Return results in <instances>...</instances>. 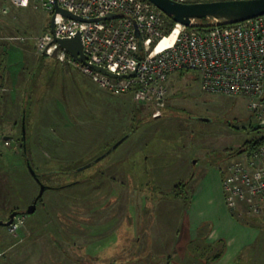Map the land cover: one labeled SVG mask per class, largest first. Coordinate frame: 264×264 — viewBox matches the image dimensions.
<instances>
[{"label": "rangeland", "instance_id": "374dc122", "mask_svg": "<svg viewBox=\"0 0 264 264\" xmlns=\"http://www.w3.org/2000/svg\"><path fill=\"white\" fill-rule=\"evenodd\" d=\"M4 4L8 5V9L5 13L0 12V68L13 64L15 68L26 71L33 69L30 72L31 80L25 84L29 93L28 100L24 101L27 106L26 115L25 118L24 115L21 116L16 127L20 136L24 135L26 129V135L29 137L33 120L39 115L37 106L41 104L38 101L43 92L41 85L54 74V60L39 52L38 46L39 39L49 29L51 13L46 9L34 7L31 0H23L18 6L0 1V8ZM209 23L212 22L204 21V24ZM167 26L168 22L166 28ZM37 58H42L43 62L38 63ZM77 75L85 80V89L93 87L87 77L78 72ZM92 89L95 93H100V89ZM120 94L137 101L134 103L132 100V125L127 128V134L129 132L133 134V138L138 137V141L143 140L142 146L140 143L138 145L139 150L130 157L133 161V171L117 173L108 167L126 145V142L115 145L119 139L108 143L106 147H94L68 165H53L52 171L42 172L38 170V165L30 162L40 182L47 186L41 196L43 201H77L81 196V184L75 186V181L94 174L97 175L96 182L101 184L98 192L101 198L109 194L110 187L107 184L113 186L116 200L110 204L100 202L104 208H101L102 218L100 229L97 231L99 242L95 245L101 249L100 255L82 261L75 253V244L66 241V236H60L59 228L58 233L52 230L56 224L63 230L72 227L71 220L67 222L59 218L60 221L53 219L46 229L36 235L24 232L25 222L15 236L8 232L6 225H0V264L215 262L213 257L223 250V244L219 241L211 244H206L203 240L187 243L182 249V260H179L171 244L172 223L187 206L191 191L207 170L215 167L225 174L231 162L244 156L243 152H239L244 141L264 133V124L257 123L254 119L245 97H229L203 91L195 70H179L168 76L161 105H156L149 98H133L129 92ZM79 99L88 114L98 116L104 125L109 123L105 118V110L102 109V113L97 112L96 108H90L88 103H84L86 98L83 91ZM8 106L6 103H0V219L3 220L7 219L11 211L19 210L31 202L25 201L29 192L34 197L39 191V184L27 168L31 157H27L23 152H13L12 148L19 139L15 141V131L3 130L7 125L5 123L11 120ZM69 110V114L73 112L72 108ZM79 128L89 132L82 123ZM6 134L13 135L9 147L3 146V136ZM115 146L118 147L117 151H113ZM178 183L184 184L180 186ZM61 185L63 187H59ZM175 185L177 190L174 189ZM145 197H152L148 204L144 203ZM245 217L253 220L251 215L240 219H246ZM256 220V224L261 225L258 237L226 264H264V219L257 217ZM27 223L28 226L29 222ZM117 234H120L119 239ZM136 235L139 236L135 241ZM117 239L119 243L114 245V240ZM158 239L163 245L158 244ZM117 247H120V250H114Z\"/></svg>", "mask_w": 264, "mask_h": 264}, {"label": "built area", "instance_id": "2783aa9c", "mask_svg": "<svg viewBox=\"0 0 264 264\" xmlns=\"http://www.w3.org/2000/svg\"><path fill=\"white\" fill-rule=\"evenodd\" d=\"M0 1L18 6L23 0ZM31 2L50 13L58 6L79 17L55 12L53 31L48 29L39 39V52L73 64L98 87L113 94L129 92L133 98H149L161 105L168 76L179 70H195L203 91L245 97L254 119L264 124V14L223 25L201 26L192 20L188 26L180 24L170 41L163 40L166 15L148 0ZM7 9L4 4L0 12ZM109 14L114 16L107 17ZM76 35L84 61L54 41ZM92 64L117 76L106 75ZM221 192L235 217L264 219V143L228 165L221 176ZM25 216L17 213L6 225L11 235L17 234Z\"/></svg>", "mask_w": 264, "mask_h": 264}, {"label": "crops", "instance_id": "0c3cea01", "mask_svg": "<svg viewBox=\"0 0 264 264\" xmlns=\"http://www.w3.org/2000/svg\"><path fill=\"white\" fill-rule=\"evenodd\" d=\"M45 56L54 60V74H51L44 81V85H41L43 92L38 100L41 104L37 106L39 115L37 114V119L33 120L34 123L29 137L26 135V129H24V135L21 134L20 136L16 127L18 121L21 120V116L24 115L25 118L26 115L27 106L24 101H27L29 97L26 85L31 80L30 72L33 69L26 71L15 68L13 64L0 68V103L9 105L8 112L11 116V120L5 123L7 125L3 130L15 131L16 134H13L15 141L20 140L16 141L17 144L12 148L13 152H23L27 157H31L32 160L28 161L29 164L34 162L35 165H38V170L46 172L52 171L51 166L53 165H68L76 161L96 146L106 147L108 143L121 139L116 145H121L123 142H126V145L116 158H113L112 164L108 167L111 171L117 173L133 171V161L130 157L135 151L139 150V143H143V140L138 141V137L133 138V134L129 132L127 134V128L132 125L133 99L130 100L125 94L116 95L98 87L88 75L65 60L56 59L49 55ZM42 58H37V62H43ZM77 72L87 77L93 87L100 89V93H95L93 87L85 89V80L77 75ZM82 91L86 98L84 103H88L90 108H96L97 112H101L102 109L105 110V115L107 114L105 118L108 120V124L105 123L106 125H104L98 116H91L83 109L80 104L83 102L79 99ZM134 103H137V101H134ZM70 108L73 109V112L69 114L68 110ZM96 114L98 115V113ZM78 123H82L89 132L79 128ZM11 135L6 134L3 136V146H10L9 142L13 137ZM5 140H8L7 143L4 142ZM117 150L118 147L115 146L113 151ZM0 155H2L1 152ZM219 173L218 168L215 167L207 170L201 179L196 182L187 206L183 208L178 219L172 223L171 244L174 248L173 252L177 253L179 260H182V249L187 243L195 240H203L206 244L219 241L223 244V250L213 264H226L260 234L261 225L256 224L255 217H253V220L248 219L251 222L247 224V219H238L228 211L222 197L221 174ZM97 180L96 174L77 179L74 185L81 184L79 191L81 196L74 202L69 200L59 202L54 199L43 201L41 196L47 188L44 184L46 187L39 199L36 200L33 212L25 214L24 232L36 235L46 229V226L53 219L55 221H60L59 218L63 221L71 220V228L63 230L62 227L56 224L52 230L58 233L57 229L59 228L60 236H66V241L75 244L77 249L75 253L82 258V261L85 258L99 256L101 249L96 248L95 245L99 242L97 231L100 229L99 223L102 218L101 208H104L101 203L107 202L110 204L114 202L116 191H113V186L108 183L107 186L110 187L109 194L101 198L98 193L101 184L97 183ZM59 187H63V185ZM144 194L146 195V193ZM35 196L33 197L32 193L29 192L25 201L32 202ZM145 198L144 203L148 204L149 199L152 197ZM25 208L26 205H23L16 211L23 212ZM144 208L147 207L144 206ZM27 221L29 222L28 226ZM136 221L138 222V219ZM117 236L119 239L120 234H117ZM131 236L132 232L130 231L129 237L131 238ZM138 236L136 235L135 241ZM118 239L114 240V245L119 243ZM157 242L163 245V242H160L159 239ZM153 243L154 237H152ZM119 248H114V250Z\"/></svg>", "mask_w": 264, "mask_h": 264}, {"label": "water", "instance_id": "95a60500", "mask_svg": "<svg viewBox=\"0 0 264 264\" xmlns=\"http://www.w3.org/2000/svg\"><path fill=\"white\" fill-rule=\"evenodd\" d=\"M155 7L161 10L166 16L171 17L174 23H179L188 26L192 20H210L213 24L223 25L242 21L260 14H264V0H200V1H183V0H148ZM55 12H60L65 16L79 18L72 15L68 11L56 6L51 13L49 20V30L53 31V20ZM114 16L113 14L107 17ZM138 35V33H137ZM59 46L75 58L84 61V54L81 51V41L78 35L72 38H55ZM138 47H141V40H138ZM96 70L109 76H117L116 74L106 70L104 67L92 64ZM133 75V73H132ZM117 141L116 144L120 142ZM29 173L39 184V191L33 201L29 203L23 212L13 210L9 213L7 219H0V225H7L11 222L14 215L17 213L28 214L32 213L35 207L37 198L41 195L46 187L42 184L36 172L27 162Z\"/></svg>", "mask_w": 264, "mask_h": 264}, {"label": "trees", "instance_id": "16d2710c", "mask_svg": "<svg viewBox=\"0 0 264 264\" xmlns=\"http://www.w3.org/2000/svg\"><path fill=\"white\" fill-rule=\"evenodd\" d=\"M166 18H167V22H168V26H167V28H166V33H168L169 32V30H170V28L173 26V24H174V22H173V20L171 19V17H169V16H166ZM197 22H198V24L199 25H205L204 24V21L205 20H201V21H198V20H196ZM261 143H264V133H262V134H260V135H257L256 137H252V138H250V139H246L245 141H244V143H243V145H242V147L239 149V152L240 153H249L252 149H254V148H256L258 145H260ZM219 172H220V174H221V176H222V174H223V171H221V169H219ZM184 183H178L177 185H183ZM177 185H175L174 186V189L176 188V190H177ZM178 193H180V191H178ZM37 199H39V197L37 198ZM19 212V211H18ZM238 219H240V218H238ZM247 219V218H246ZM243 220V219H242ZM249 222V223H248ZM250 222L251 221H249L248 219H247V221H246V223L247 224H250ZM222 253V251L220 252V253H218L217 255H215L214 257H213V259L212 260H216L219 256H220V254Z\"/></svg>", "mask_w": 264, "mask_h": 264}, {"label": "bare ground", "instance_id": "6f19581e", "mask_svg": "<svg viewBox=\"0 0 264 264\" xmlns=\"http://www.w3.org/2000/svg\"><path fill=\"white\" fill-rule=\"evenodd\" d=\"M180 28L181 25L179 23L174 24L173 27L170 28L169 32L164 35L163 40L173 41Z\"/></svg>", "mask_w": 264, "mask_h": 264}]
</instances>
